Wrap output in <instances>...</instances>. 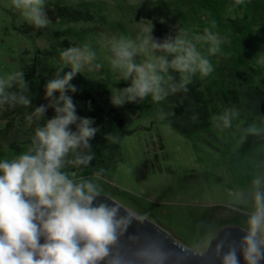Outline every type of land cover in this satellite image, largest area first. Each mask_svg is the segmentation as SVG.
Here are the masks:
<instances>
[{
    "label": "rangeland",
    "instance_id": "374dc122",
    "mask_svg": "<svg viewBox=\"0 0 264 264\" xmlns=\"http://www.w3.org/2000/svg\"><path fill=\"white\" fill-rule=\"evenodd\" d=\"M34 56L107 90L150 88L130 135L95 171L43 169L3 149L0 177L69 207L106 195L197 252L226 226L264 241V147L239 148L245 126L262 133L264 120L249 123L226 103L233 90L264 89V0H0V83ZM175 65L200 83L211 121L189 136L169 126V104L156 93Z\"/></svg>",
    "mask_w": 264,
    "mask_h": 264
},
{
    "label": "trees",
    "instance_id": "16d2710c",
    "mask_svg": "<svg viewBox=\"0 0 264 264\" xmlns=\"http://www.w3.org/2000/svg\"><path fill=\"white\" fill-rule=\"evenodd\" d=\"M46 66V59L35 57L21 76L0 83V150L24 151L43 169L95 171L102 153L111 154L130 135V123L140 113L150 85L122 84L107 90L78 70ZM164 72L169 82L156 93L169 104L163 114L169 126L183 136L209 128L200 83L184 81L176 65ZM231 93L227 105L249 123L264 120V89L245 87ZM247 128L240 150L264 147V131L249 134Z\"/></svg>",
    "mask_w": 264,
    "mask_h": 264
},
{
    "label": "water",
    "instance_id": "95a60500",
    "mask_svg": "<svg viewBox=\"0 0 264 264\" xmlns=\"http://www.w3.org/2000/svg\"><path fill=\"white\" fill-rule=\"evenodd\" d=\"M0 264H264V241L226 226L197 252L106 195L69 207L0 177Z\"/></svg>",
    "mask_w": 264,
    "mask_h": 264
}]
</instances>
